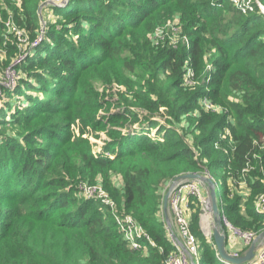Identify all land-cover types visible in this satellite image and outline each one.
<instances>
[{
    "label": "trees",
    "instance_id": "16d2710c",
    "mask_svg": "<svg viewBox=\"0 0 264 264\" xmlns=\"http://www.w3.org/2000/svg\"><path fill=\"white\" fill-rule=\"evenodd\" d=\"M44 1L0 0V78L20 54L5 21L12 15L35 41ZM201 1L47 5L56 19L15 68L18 98L1 88L4 110L14 101L18 109L9 118L0 110V264H164L177 252L162 192L183 174L209 173L228 222L264 230L255 212L264 195V14L254 0L245 14L230 0ZM166 21L176 22V44L153 45L149 36ZM113 83L125 91L107 94ZM84 184L107 192L155 247L130 249L110 209L78 191ZM190 207L197 233L201 206ZM203 239L198 264H224L213 238Z\"/></svg>",
    "mask_w": 264,
    "mask_h": 264
},
{
    "label": "built area",
    "instance_id": "2783aa9c",
    "mask_svg": "<svg viewBox=\"0 0 264 264\" xmlns=\"http://www.w3.org/2000/svg\"><path fill=\"white\" fill-rule=\"evenodd\" d=\"M67 3L68 0H55L52 4L53 6H56L58 8H63L67 5ZM175 23L176 22L169 23L170 27H168L167 32L159 30L161 28H157L155 32L149 36L152 44L157 45L158 43H163L166 38L172 42L171 44H176V39L172 38L173 34L178 33V28ZM5 28L6 36L7 34L13 35L20 54H18L14 58L10 65L4 70L3 75L0 78V97L1 88L9 90L15 87L18 78V73L16 72L15 68L25 60V58L29 55L33 48H35L44 37V26L41 23V28L36 40L29 43L27 41V32L16 24L15 19L12 15H9L7 20L5 21ZM183 42L188 45V39L186 37L183 38ZM191 76V69H188L187 77L190 78ZM204 106L206 109L211 108V104L206 101H204ZM204 176L212 180L209 173L205 172ZM170 184L171 182L168 184V186ZM78 189L86 197L97 199L103 205L110 209L112 216L116 222L117 228L130 249L145 253L147 252L148 247H155V244L152 242L145 230L141 226H139L131 218V216H119L118 214H116L113 202L109 199L108 195L101 189L100 186H89L84 184L79 186ZM192 200H196L200 204L202 208L200 214L202 230L205 232V236L208 235L211 238L210 223L207 222L209 230L208 232H206V229L203 226L204 218H202V216L206 213V211L209 212V209L206 192L204 186L200 182L196 180L179 181L170 190L168 199V211L170 212V215L172 217L173 232L175 233L178 240L183 244L187 253L192 257L194 263L198 264L199 241L190 228V202ZM255 212L264 214V195H259L256 198ZM219 213L223 234L225 235V239L229 248L233 249L238 243H241L244 245V248L247 249L251 242L255 240L258 234L252 231H242L234 227L228 222L222 210H219ZM166 228L168 230L167 236L177 253L167 257L164 264H189L188 255L181 250L179 244L172 236L169 228ZM210 238H207V240H209ZM229 254L233 258L240 257V254L235 251ZM216 256L222 263L231 264L227 261L222 260L217 254ZM246 264H264V240H262L260 244L256 245L252 260L247 262Z\"/></svg>",
    "mask_w": 264,
    "mask_h": 264
},
{
    "label": "rangeland",
    "instance_id": "374dc122",
    "mask_svg": "<svg viewBox=\"0 0 264 264\" xmlns=\"http://www.w3.org/2000/svg\"><path fill=\"white\" fill-rule=\"evenodd\" d=\"M55 0H46V1H44L41 5H40V7H39V14H40V16H41V14H42V16H43V19L45 20H42V25L44 26V27H46V25L48 24V23H52L55 19H56V16H55V14L53 13V11H50L49 10V8H47V7H49V6H47V5H53L52 3L54 2ZM204 1H207V0H202L201 2H204ZM218 0H208V2L210 3V5H214L215 4V2H217ZM230 2L233 4V6H235L238 10L239 9H242L243 10V13L245 14V13H248L247 11H248V9H250V10H253L254 9V7H252V0H230ZM254 3L256 4L255 5V7H257L258 9H259V11H260V13H262V11L264 12V6L262 5V4H260L257 0H254ZM68 4V3H67ZM260 5V6H259ZM67 6V5H66ZM65 6V7H66ZM64 7V8H65ZM42 18V17H41ZM169 23H171V22H169V21H166L164 24H162L161 25V29H159V30H163L164 32H167V29H168V27H170L169 26ZM15 87H16V85H15ZM12 88V89H9L10 90V95H15V98H18V95L15 93L16 91H14V90H16V88ZM95 87H96V90H98L99 92H101L102 90H103V87L101 86V85H99V83H96V85H95ZM123 91H125V89H124V87L123 86H120V85H117L116 83H113L107 90H106V93L107 94H110V93H113V94H120L121 92H123ZM33 96L35 97V96H38V97H40V95H37V94H33ZM11 97V96H10ZM12 98V97H11ZM14 98V97H13ZM4 103H2L1 105H0V110H4ZM12 109L10 110V111H1L2 112V114H8V118H9V115H13L14 114V112H15V110H17L18 109V104H17V102L16 101H14V102H12ZM27 106H26V104H25V106L24 107H22V108H26ZM1 112H0V114H1ZM114 112H117V110H115L114 108L108 113L109 115L110 114H112V113H114ZM157 118V120H161V121H163L162 119H160L159 117H156ZM158 129V128H157ZM157 129L155 130L154 129V131H152L151 132V134H149L150 136H152V135H154V132L155 131H157ZM150 133V132H149ZM137 134H142V132H138ZM103 139H105V135H104V133H101L100 134V138L99 139H93V138H91V141L94 143V151H99L102 147H103V145H104V142H103ZM249 170H251V168L249 169ZM245 173H248V171H244ZM204 173L205 172H202V173H200L201 175H203L204 176ZM213 179V178H212ZM113 184L116 186L117 185V179L115 178V177H113ZM98 181H100L101 182V179L99 178V177H97L96 178V182H98ZM212 182H213V186H215V182H214V180H211ZM96 184H98V183H96ZM228 186H232V181L231 180H228ZM94 184H91V186H93ZM168 185H167V188L166 189H164V191L162 192V199H163V196H164V194L167 192V190H168ZM238 190H239V192H243V190H245V185H244V182L242 181L239 185H238ZM78 191H79V189H78ZM80 192V191H79ZM106 194L108 195V197H109V199L113 202V200L110 198V196H109V194L106 192ZM113 204H114V202H113ZM114 207H115V204H114ZM202 209V208H201ZM208 209H209V206H208ZM190 211H191V207H190ZM202 211V210H201ZM161 212H162V207H161ZM162 214H163V212H162ZM200 217V216H199ZM169 218H170V221H171V226L173 227V223H172V217H171V215H170V212H169ZM202 218H207L205 221L207 222L208 220V222L210 223V229H211V231L213 230V225L215 224V222L213 221V216H212V214L210 213V211L208 212V211H206V213L205 214H203V216H202ZM203 226H204V222H203ZM198 231H200V232H197V233H195L196 235H197V237H198V241H199V245H200V243L202 242V239L204 238V239H207V238H210V236H205L204 235V231L202 230V224H201V218H200V220H199V223H198ZM201 233V234H200ZM211 237H212V235H211ZM202 238V239H201ZM203 239V240H204ZM261 243V241L258 243V244H260ZM226 249V248H225ZM227 251V250H226ZM245 249H243L241 252H244L245 253ZM228 253V252H227ZM229 254V253H228Z\"/></svg>",
    "mask_w": 264,
    "mask_h": 264
},
{
    "label": "water",
    "instance_id": "95a60500",
    "mask_svg": "<svg viewBox=\"0 0 264 264\" xmlns=\"http://www.w3.org/2000/svg\"><path fill=\"white\" fill-rule=\"evenodd\" d=\"M262 13L264 14L263 11ZM182 180H196L204 186L206 196L208 199L209 211L213 216V221L215 222V224L213 225V230L211 231V235L214 240L215 247H216V251H217L216 254L222 260L227 261L231 264H244L246 262L251 261L254 256V250H255L256 245L260 241L264 240V230L257 235L255 240L251 242V244L249 245V247L246 249L245 253L242 256H240L239 258L231 257L230 254H228L225 249V235L223 234V230H222V225L220 221V213H219V209L216 203L213 182L209 178H206L205 176L201 175L200 173H195V174H183L175 178L169 185L168 190L164 194L163 199H162V212H163L164 221L166 223V226L169 228L172 236L174 237L176 242L179 244L181 250L188 255L189 264H195V263L192 260V257L187 253L183 244L178 240L175 233L173 232L171 221L169 218V211H168V199H169L170 190L179 181H182Z\"/></svg>",
    "mask_w": 264,
    "mask_h": 264
},
{
    "label": "crops",
    "instance_id": "0c3cea01",
    "mask_svg": "<svg viewBox=\"0 0 264 264\" xmlns=\"http://www.w3.org/2000/svg\"><path fill=\"white\" fill-rule=\"evenodd\" d=\"M243 249H246V248H244V245L241 243H238L236 245V247L233 249L229 248V246L226 248V250H228L227 251L228 253H232L233 251H235V252H238L240 254V256H242L244 254V252H241ZM246 263H244V264H246Z\"/></svg>",
    "mask_w": 264,
    "mask_h": 264
},
{
    "label": "bare ground",
    "instance_id": "6f19581e",
    "mask_svg": "<svg viewBox=\"0 0 264 264\" xmlns=\"http://www.w3.org/2000/svg\"><path fill=\"white\" fill-rule=\"evenodd\" d=\"M207 218H204V228L206 229V232H208L209 230H208V221L206 222L205 220H206Z\"/></svg>",
    "mask_w": 264,
    "mask_h": 264
}]
</instances>
